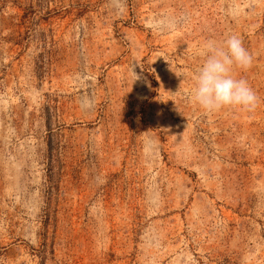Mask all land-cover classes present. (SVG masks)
I'll return each instance as SVG.
<instances>
[{
    "label": "rangeland",
    "instance_id": "rangeland-1",
    "mask_svg": "<svg viewBox=\"0 0 264 264\" xmlns=\"http://www.w3.org/2000/svg\"><path fill=\"white\" fill-rule=\"evenodd\" d=\"M233 34L260 103L209 113ZM0 264H264V0H0Z\"/></svg>",
    "mask_w": 264,
    "mask_h": 264
},
{
    "label": "clouds",
    "instance_id": "clouds-1",
    "mask_svg": "<svg viewBox=\"0 0 264 264\" xmlns=\"http://www.w3.org/2000/svg\"><path fill=\"white\" fill-rule=\"evenodd\" d=\"M203 47L205 59L195 75L191 101L209 113L225 108L255 110L259 96L246 79L232 75L234 68L247 70L253 64V56L242 40L233 34L221 45L208 40Z\"/></svg>",
    "mask_w": 264,
    "mask_h": 264
}]
</instances>
